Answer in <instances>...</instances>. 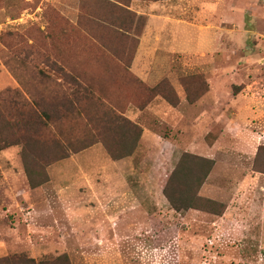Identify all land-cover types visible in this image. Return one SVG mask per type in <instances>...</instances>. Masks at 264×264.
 <instances>
[{"label": "rangeland", "instance_id": "1", "mask_svg": "<svg viewBox=\"0 0 264 264\" xmlns=\"http://www.w3.org/2000/svg\"><path fill=\"white\" fill-rule=\"evenodd\" d=\"M197 75L208 88L191 105ZM70 78L91 89L92 122L42 118L27 158L20 145L0 151V258L264 264V177L249 160L264 145V0H0V125L13 103L42 116L76 88ZM109 113L141 129L119 160ZM57 151L65 158L47 164ZM184 153L214 162L199 194L225 203L224 216L175 212L164 198ZM25 163L45 174L40 187Z\"/></svg>", "mask_w": 264, "mask_h": 264}, {"label": "trees", "instance_id": "2", "mask_svg": "<svg viewBox=\"0 0 264 264\" xmlns=\"http://www.w3.org/2000/svg\"><path fill=\"white\" fill-rule=\"evenodd\" d=\"M70 80L72 81L70 85L76 88L71 89L69 95H62L61 99L55 96L48 103L45 102V104L41 106L42 116L40 117L36 112L29 111L27 114L24 111L20 112L17 106L21 105V109H25L28 107L26 102L22 104L13 103L16 106L13 111L14 117L1 116L3 119L0 125V151L14 145H20L22 147V157L27 158L28 147L35 144L36 139L34 136L39 132L42 123L44 124L42 118L49 124H58L63 120H68L69 116L75 115V120L85 119L88 124L92 122L89 110L93 97L91 89H89V87H82L73 78H70ZM160 88L162 91H159L158 95H161L170 105L176 106L178 104V98L172 89L169 86L163 88L160 86L158 90ZM207 88L208 86L201 76H193V78L190 79V92L186 90L185 99L187 103L191 105L196 103L205 94ZM84 103L86 105H83ZM33 104L38 109L40 108L38 103L34 102ZM107 115H113L111 117L113 120L109 121V123L113 125L115 128L114 131L119 136L116 143L114 142L116 146H119L118 152L108 149L110 156L115 160L130 156L133 148L137 145L141 137L140 127L124 117L114 115L113 113ZM103 122H105V120H103ZM15 129L18 133L23 134V136L17 135V137H15L13 132ZM28 135L30 136L28 137ZM90 144L91 143L81 144L79 150L87 148ZM53 145L57 148L60 146V142L53 141ZM65 156L66 153H64V151H57L46 163L56 162L65 158ZM25 166L30 188L35 189L40 187L46 180L45 174H40L37 171L31 170L27 163H25ZM213 166L214 162L210 159L189 153L181 155L174 169L161 180L162 194L172 210L175 212L193 210L214 217H221L223 215L226 208L223 203L203 197L199 194ZM252 170L264 175V145L257 147L255 156L252 160ZM0 264H69V261L65 255L51 260L39 261L37 263L24 255H12L0 258Z\"/></svg>", "mask_w": 264, "mask_h": 264}, {"label": "crops", "instance_id": "3", "mask_svg": "<svg viewBox=\"0 0 264 264\" xmlns=\"http://www.w3.org/2000/svg\"><path fill=\"white\" fill-rule=\"evenodd\" d=\"M256 150H257V147L255 148V150H254V152L252 153V157L251 158H249V160L252 162V160H253V158H254V156H255V153H256ZM250 174L251 175H254V178H260L259 176H262V177H264V175L263 174H259V173H256V172H254L253 170H252V164H251V170H250ZM264 190V189H263ZM210 199V198H209ZM213 200V199H212ZM254 200H251L250 202H253ZM221 203H223V202H221ZM258 203L260 204V209H261V215L264 217V195H262V199L261 200H258ZM225 206H226V208H225V211H226V209H227V205L225 204V203H223ZM224 211V212H225ZM224 214V213H223ZM222 216H224V215H222ZM221 216V217H222Z\"/></svg>", "mask_w": 264, "mask_h": 264}]
</instances>
